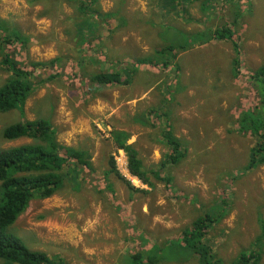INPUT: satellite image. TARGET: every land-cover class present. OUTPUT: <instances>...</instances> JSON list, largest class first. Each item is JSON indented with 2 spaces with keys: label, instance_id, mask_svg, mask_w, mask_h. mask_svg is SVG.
Masks as SVG:
<instances>
[{
  "label": "rangeland",
  "instance_id": "rangeland-1",
  "mask_svg": "<svg viewBox=\"0 0 264 264\" xmlns=\"http://www.w3.org/2000/svg\"><path fill=\"white\" fill-rule=\"evenodd\" d=\"M91 1L0 0V40L10 28L29 37L25 45L15 41L0 50V88L12 78L2 64L6 53L31 70L36 83L24 109L0 110V149L36 142L4 139L7 126L47 119L59 142L89 149L95 167L70 175L66 169L64 186L32 200L10 231L46 252L51 264H121L142 246L141 232L156 243L176 240L196 217L209 213L220 219L205 240L223 263L232 264L246 249L259 250L264 163L248 164L261 139L241 125L248 127L242 118L258 99L248 78L264 66V0H97L94 6L112 16L99 17L95 28H79L92 17L78 6ZM229 9L239 20L229 39L194 44L169 67L137 63L161 59L156 49L169 43L159 34L164 26L188 34L215 30L231 25ZM53 59L54 66L30 67ZM126 67L134 68L127 85L93 84L85 74ZM143 109L152 126L131 122ZM168 125L187 155L163 166ZM115 128L131 133L129 142L147 170L159 169L170 180L155 179L149 187L131 175L125 152L112 140ZM112 157L125 178L147 191L131 190L110 172ZM178 264L199 263L193 257Z\"/></svg>",
  "mask_w": 264,
  "mask_h": 264
},
{
  "label": "trees",
  "instance_id": "trees-1",
  "mask_svg": "<svg viewBox=\"0 0 264 264\" xmlns=\"http://www.w3.org/2000/svg\"><path fill=\"white\" fill-rule=\"evenodd\" d=\"M52 5V0H48ZM38 3V2H33ZM97 0H92L90 5L81 2L78 6L83 16L90 15L92 20L88 23L84 19L79 28L86 23L90 27L100 26L99 17L112 16L111 12L101 13V10L94 6ZM231 25L228 22L215 30L211 28L196 32L184 33L172 26H164L165 30L159 32L163 38L167 36L169 43L162 48L156 49L161 58L158 62L150 59H140L137 63L160 65L164 67L175 64L177 53L189 49L197 43H208L214 39L225 40L232 36L234 26H239L238 13L231 11ZM232 13H235L233 15ZM114 15V14H113ZM7 22V21H6ZM122 26L118 27L121 29ZM3 31V26H0ZM99 30V29H98ZM96 31V30H95ZM3 38L0 40V50L8 49L15 41L25 45L29 37L17 29L4 30ZM85 33H82V36ZM97 37V33H96ZM95 39V37H94ZM9 52V51H8ZM57 60L49 62H31V68L54 66ZM59 63V62H58ZM2 64L12 73L9 79L0 88V110L23 108L36 85L32 82L31 70L23 67L22 63L11 53H6ZM38 65V66H37ZM28 66V65H27ZM133 67H126L119 71L85 72L90 83L99 85H127L131 83ZM55 77L53 74L51 78ZM248 83L255 86V94L258 99L249 112H245L241 131H251L253 135L261 139V144L252 151L248 166L253 168L264 163V66L256 70L248 78ZM153 112H156L155 110ZM131 122H138L144 126H152L153 123L146 110L137 111L131 117ZM112 140L118 150H123L127 156L128 170L131 175L138 178L143 184L155 187V179L169 181V177L162 176L159 169L145 168L141 154L134 143H130L131 133L127 130L115 128L112 130ZM166 144L170 147L167 151V160L163 161L165 166L169 162L178 163L187 155V149L181 150V141L174 135V130L168 125L163 131ZM6 140H16L23 137L33 138L34 143L22 144L19 146L0 149V259L3 264H51L50 257L44 251L33 250L15 233L10 227L27 210L30 202L34 199H45L56 194L66 180L64 171L68 169L70 174L74 171L85 169L94 170L92 153L86 148H76L62 144L57 139V132L52 123L47 119L23 120L7 126L3 131ZM112 169L131 190L147 191L145 188L135 186L130 180L119 171L116 161L112 157ZM68 174V173H67ZM220 214H203L196 217L192 224L184 228L182 237L169 239L163 243H156L140 233L139 238L143 241L135 251H130L122 259L121 264H169L185 263L196 257L199 264H225L222 258L217 257L213 249L206 243L208 229ZM261 235L258 236L259 250L246 249L241 251L232 264H262L264 246V216L259 217Z\"/></svg>",
  "mask_w": 264,
  "mask_h": 264
}]
</instances>
